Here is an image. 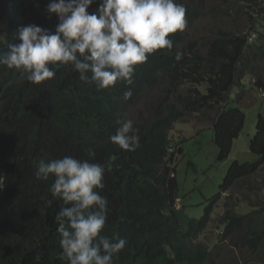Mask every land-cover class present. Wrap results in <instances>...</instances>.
<instances>
[{"label": "trees", "instance_id": "trees-1", "mask_svg": "<svg viewBox=\"0 0 264 264\" xmlns=\"http://www.w3.org/2000/svg\"><path fill=\"white\" fill-rule=\"evenodd\" d=\"M177 2L186 7L189 25L204 15L193 0ZM49 3L0 0V59L9 45L20 43L21 26L32 23L55 32L58 19L47 12ZM234 6L227 0L226 8ZM239 8L251 20L248 33L215 28L194 39L185 30L172 33L174 47L157 50L137 65L132 85L120 81L101 89L80 81L70 63L59 62L51 65L53 79L35 84L21 70L0 64V264H37V255L39 264H68L55 219L65 205L50 191L55 177H35L40 159L64 156L105 169V187L98 190L108 202L101 234L110 238L119 233L127 240L114 264H218L221 242L232 249L231 264H264V111L258 113L250 139L258 158L230 164L219 190L205 199L200 218L184 220L183 209L175 207V160L183 149H173V125L190 112L205 115L223 159L245 123V112L233 104L237 98L232 100L230 90L236 87L240 94L249 78L251 86L264 92V5L254 13L253 5ZM177 51L183 53L180 61L175 60ZM129 88L132 96L124 100ZM141 100L144 111L132 118L129 110ZM128 119L140 135V147L132 152L110 141L120 126L117 121ZM239 195L230 206V198ZM224 199L223 213L214 220V207ZM242 204L251 207L247 213H239ZM212 221L220 233L210 248L200 237Z\"/></svg>", "mask_w": 264, "mask_h": 264}, {"label": "clouds", "instance_id": "clouds-1", "mask_svg": "<svg viewBox=\"0 0 264 264\" xmlns=\"http://www.w3.org/2000/svg\"><path fill=\"white\" fill-rule=\"evenodd\" d=\"M93 3L96 0H50L47 12L58 19L55 32L32 23L19 27L20 43L9 45L0 64L21 70L26 80L35 84L53 79L51 65L59 62L70 63L80 81L101 89L120 81L132 85L136 66L157 50H171L174 42L170 34L187 26L186 7L177 0H99L90 12ZM251 38L248 34L249 41ZM182 58L183 53L177 51L175 60ZM259 93L264 99V92ZM131 96V88L123 93L124 100ZM117 123L120 126L110 141L129 152L139 148V129L133 121ZM104 173L102 164L73 156L40 159L36 167L38 180L54 175L50 191L65 205L55 219L61 255L68 264H114L127 244L119 233L110 238L101 234L108 212L107 199L98 191L105 187ZM40 259L39 255L35 257L37 264Z\"/></svg>", "mask_w": 264, "mask_h": 264}, {"label": "rangeland", "instance_id": "rangeland-1", "mask_svg": "<svg viewBox=\"0 0 264 264\" xmlns=\"http://www.w3.org/2000/svg\"><path fill=\"white\" fill-rule=\"evenodd\" d=\"M190 1V0H186ZM201 4L204 15L198 18L192 24H187L184 29L189 39H194L200 35L208 34L210 30L215 28L225 30L240 29L242 32L247 31L251 26V20L247 14H242L239 5H258L264 0H229L235 3L234 9L226 8L227 0H193ZM244 8H242L243 10ZM263 22V19H262ZM260 25V24H258ZM261 26V25H260ZM246 84L249 83L245 80ZM234 105H239L245 112V123L240 135L234 139L232 148L223 159L218 157V147L213 141V128L205 115H195L190 112L189 116L177 121L170 135L172 138V146L174 151L182 146V152L177 153L175 160V175L178 183V198L175 204L176 208L180 207V211L184 220L188 218H200L204 214V207L207 205L206 198L219 190V185L226 175L230 164L234 160L245 162L247 160H256L258 156L250 150V139L256 130V120L259 112L264 111V99L253 86L242 88L240 94L236 87L230 90ZM144 100L139 101L130 110L129 114L132 118H138L140 112L144 111ZM264 177V174H260ZM224 194L229 193L226 191ZM264 201V194L260 195ZM230 198L231 203L239 200L241 195ZM253 197V195L251 196ZM226 200H220L214 207L213 218L223 213V206ZM250 206L242 204L238 209L239 213H247ZM215 221H212L210 227L202 241L209 242L210 248L216 243V238L220 231L214 227ZM221 248L218 258V264H231L229 258L232 257L231 248L226 242L219 243Z\"/></svg>", "mask_w": 264, "mask_h": 264}, {"label": "built area", "instance_id": "built-area-1", "mask_svg": "<svg viewBox=\"0 0 264 264\" xmlns=\"http://www.w3.org/2000/svg\"><path fill=\"white\" fill-rule=\"evenodd\" d=\"M262 5H264V1L262 3H259L258 5L253 6V10L251 11V13L256 11L259 8V6H262ZM246 9H249V8H246Z\"/></svg>", "mask_w": 264, "mask_h": 264}]
</instances>
